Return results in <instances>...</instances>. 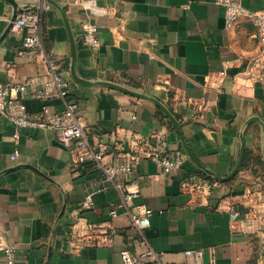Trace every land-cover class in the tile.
I'll list each match as a JSON object with an SVG mask.
<instances>
[{
	"label": "crops",
	"instance_id": "obj_1",
	"mask_svg": "<svg viewBox=\"0 0 264 264\" xmlns=\"http://www.w3.org/2000/svg\"><path fill=\"white\" fill-rule=\"evenodd\" d=\"M16 1L21 8H41L42 42L31 54L19 55L31 29L9 27L13 7L0 0V81L29 82L20 93L29 112L44 104L60 111L74 100L89 146L108 145L104 166L126 164L125 153L134 154L135 140L165 154L181 149L185 157L170 173L141 158L116 172L114 185L95 190L91 207L85 208L86 194L109 183L104 169L92 159L72 169L68 149L48 128L20 127L16 142V128L0 117V240L14 245V264H122L121 250L138 254L148 247L158 253L152 264L182 263L189 248L212 250L216 264H264V224L252 233L233 229L219 209L226 196L259 201L257 207L264 202L261 124L252 120L243 127L251 116L264 124V70L256 62L260 45L253 22L239 18L227 27L224 8L214 0H53L64 9L75 40L77 75L113 81L162 101L180 122L195 157L215 174L231 171L243 128L245 152L237 173L215 180L207 203L192 204L184 182L199 175L212 178L188 157L160 108L119 89L76 82L59 10L46 0ZM242 3L264 9V0ZM86 21L98 26L97 47L81 37ZM50 63L69 80L65 99L56 94ZM45 88L53 93L49 98L32 94ZM15 146L20 154L12 160ZM127 190L140 193L129 207L142 201L154 209L148 227L137 228L123 215L109 218L108 203L119 202ZM254 190L258 194L248 196ZM6 260L0 249V264Z\"/></svg>",
	"mask_w": 264,
	"mask_h": 264
},
{
	"label": "built area",
	"instance_id": "obj_2",
	"mask_svg": "<svg viewBox=\"0 0 264 264\" xmlns=\"http://www.w3.org/2000/svg\"><path fill=\"white\" fill-rule=\"evenodd\" d=\"M214 2L223 6L224 22L227 27L231 26L239 18L248 19L256 26V36L260 45L256 62L259 64V68L264 70V9H250L242 3V0H214ZM40 12L41 8L39 7L32 9L21 8L17 11L14 20L11 22L13 30L31 29L30 32H27L23 36L21 47L18 50V54L21 56L31 54L35 47L42 42V31L39 27L41 21ZM97 31L98 26L94 22L86 21L82 24L81 37L89 47H97L100 44ZM50 70L52 71L53 82L58 89L56 94L65 99L69 95V80L60 73L55 72L51 63ZM29 85L27 81L15 84H7L0 81V117L7 119L16 128V131L13 133V138L16 142L20 138V134L17 131L20 127L48 128L55 132L57 140L68 149L72 169L76 170L88 159H92L95 166L104 169L109 183L89 191L82 202L83 207H91L92 194L95 190L100 191L110 185H114L112 177L116 172L127 170L129 165H136L141 158H150L165 173L173 172L182 166L185 157L183 150L176 149L171 154H165L158 149H144L143 146H147L145 140H135L134 150L136 151L130 155L125 153L128 158L126 164H121L117 167L104 166L101 160L108 149V145L100 144L96 149H92L89 146L86 130L77 116V103L72 99L68 100L60 111L52 110L47 104H44L39 110L29 112L23 104L20 94ZM32 94L44 99L53 95L48 88L42 90L33 89ZM196 106L200 108L202 102L196 104ZM120 144L121 142L115 137V147H118ZM19 154L18 146H15L10 154V159H17ZM215 184V180L199 176L193 180L185 181L182 189L188 194V201L190 203L203 204L207 203L212 196V188ZM257 194L258 191L254 190L248 196H256ZM139 195L138 190H127L123 193L119 202L110 201L107 206L109 218L114 219L123 215L137 228L148 227L154 209L142 201H137L132 207L128 206V203L137 200ZM221 202L222 205L219 206V209L226 212L231 228H239L244 232L252 233L264 224V202L263 206H261L262 208L256 206L259 201L248 202L245 199L240 201L230 196L224 197ZM240 205H243L244 208ZM0 249L6 254V264H14V245L4 244L0 240ZM120 254L122 264H152L158 262L159 259L158 253L152 247H148L138 254H131L127 249H123ZM183 254L186 261L182 263L160 262L159 264H216L212 250L189 248L184 250Z\"/></svg>",
	"mask_w": 264,
	"mask_h": 264
},
{
	"label": "water",
	"instance_id": "obj_3",
	"mask_svg": "<svg viewBox=\"0 0 264 264\" xmlns=\"http://www.w3.org/2000/svg\"><path fill=\"white\" fill-rule=\"evenodd\" d=\"M13 7V15L11 18V22L14 20L17 11L19 9H21L20 4L16 1V0H7ZM47 3L52 4L53 6H55L59 12L62 15V18L65 21L66 24V28L68 30V34H69V41H70V54H71V61H70V74L71 77L78 83L83 84V85H101V86H106V87H110V88H115V89H119L122 91H125L127 93H130L132 95L138 96V97H142V98H146L151 100L152 102H154V104L156 106H158V108H160V110L164 113V115L168 118V120L172 123V125L175 127V129L177 130L179 137H180V141L182 143V146L186 152V154L188 155V157L195 163V165L200 168V170H202L204 173H206L208 176H210L213 180L216 181H227L229 180L231 177H233L237 171L239 170L241 164H242V160H243V156H244V152H245V145H244V140H243V128L241 130V134H240V140H241V145H240V150H239V154L238 157L234 163V166L232 167L231 171L225 175V176H219L217 174H215L214 172H212L210 169H208L206 166H204L202 163H200L198 161V159L195 157V155L193 154V152L191 151L190 147L188 146L186 139L184 138L183 132H182V128H181V124L178 121V119L175 117V115L172 113V111L159 99L150 96V95H146L144 93L132 90L130 88H127L121 84H118L116 82L113 81H109V80H95V81H89V80H85L81 77H79L76 73L75 70V60H76V54H75V40L74 37L72 35L71 32V28L69 25V22L66 18V14L65 11L62 7H60L56 2H54L53 0H46ZM23 8V7H22ZM11 22L9 24V27L11 26ZM252 120H257L260 122L261 124V128H262V134H261V145H262V153H263V158H264V124L262 123V121L259 119L258 116H251L248 120H246L245 124L243 125V127L250 121ZM64 211V208L60 214V216L62 215Z\"/></svg>",
	"mask_w": 264,
	"mask_h": 264
},
{
	"label": "trees",
	"instance_id": "obj_4",
	"mask_svg": "<svg viewBox=\"0 0 264 264\" xmlns=\"http://www.w3.org/2000/svg\"><path fill=\"white\" fill-rule=\"evenodd\" d=\"M243 164V163H242ZM200 177H202V178H206V179H209V178H207V177H205V176H203V175H199Z\"/></svg>",
	"mask_w": 264,
	"mask_h": 264
}]
</instances>
